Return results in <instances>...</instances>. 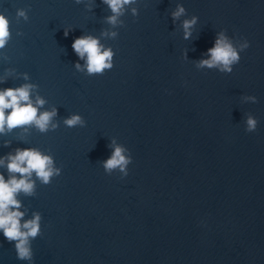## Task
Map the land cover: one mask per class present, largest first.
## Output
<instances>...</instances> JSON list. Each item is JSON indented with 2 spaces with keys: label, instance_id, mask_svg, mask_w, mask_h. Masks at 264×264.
<instances>
[{
  "label": "water",
  "instance_id": "obj_1",
  "mask_svg": "<svg viewBox=\"0 0 264 264\" xmlns=\"http://www.w3.org/2000/svg\"><path fill=\"white\" fill-rule=\"evenodd\" d=\"M178 4L186 11L173 20ZM125 8L113 25L104 0H0L11 28L0 87L23 84L28 73L33 97L46 99L42 110L55 106L59 122L0 133V156L36 147L62 167L47 184L33 172V194H18L22 219L42 217L32 264H264V0H133ZM193 15L185 40L182 22ZM222 29L250 46L230 73L199 68ZM87 33L115 50L103 73L75 67L72 41ZM74 112L86 124L64 125ZM249 113L254 131H246ZM113 139L131 150L127 176L103 168ZM0 172L9 175L6 166ZM14 244L0 232V264H28Z\"/></svg>",
  "mask_w": 264,
  "mask_h": 264
},
{
  "label": "clouds",
  "instance_id": "obj_2",
  "mask_svg": "<svg viewBox=\"0 0 264 264\" xmlns=\"http://www.w3.org/2000/svg\"><path fill=\"white\" fill-rule=\"evenodd\" d=\"M104 2L112 13L107 20L114 25L118 17L126 10L125 6L133 0H104ZM131 11L133 14L137 13L136 8H132ZM185 11L183 4H178L171 12L173 20L179 18ZM17 14L25 19L28 18L24 9H18ZM198 19V16L193 15L183 20L185 40L192 37L193 28ZM70 30V27H66L64 34L68 35ZM116 34L115 31L110 33L112 36ZM10 36V18L5 12H0V48L5 46ZM250 43L244 37L243 42L237 46L228 36L227 31L222 29L217 32L211 46L196 61L197 66L230 73L233 71V66L240 61L241 52L247 49ZM71 46L79 58L75 62L78 70L96 74L103 73L105 69H110L114 65L115 50L101 43L98 36L91 33L81 34L73 39ZM186 55L187 52H185ZM80 60L84 63L81 64ZM24 77L25 83L23 84L15 87H0V133L27 125H34L41 132L56 129L59 122L54 121L53 117L57 114V108L53 106L42 110L41 106L46 103V99L39 93L33 97L32 93L38 85L29 80L28 73H24ZM242 99L256 102L258 98L254 94H245ZM63 123L69 127L83 126L86 120L80 112H74L65 117ZM245 123L246 131H254L257 128L258 118L249 113ZM109 146L112 151L102 161L105 172L112 173L113 169H119L121 177L127 176L128 165L133 160L131 150L126 145L117 143L115 139L110 142ZM0 166H6L9 173L6 177L3 172H0V232L6 239L15 242L17 258L32 264L34 252L31 241L40 234L42 217L40 212H34L31 217L22 219L26 212L21 207L22 201L18 198V194L20 192L27 195L33 194L35 188V181L32 179L33 172L41 183L47 184L51 182L53 176L62 172V167L55 166L52 153L44 152L36 147H18L15 152L0 156ZM16 173L20 175L17 176Z\"/></svg>",
  "mask_w": 264,
  "mask_h": 264
}]
</instances>
